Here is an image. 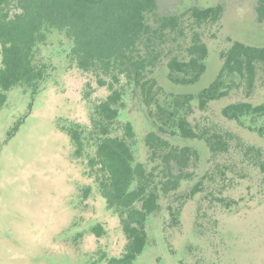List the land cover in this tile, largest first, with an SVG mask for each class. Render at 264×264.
<instances>
[{
  "label": "rangeland",
  "instance_id": "374dc122",
  "mask_svg": "<svg viewBox=\"0 0 264 264\" xmlns=\"http://www.w3.org/2000/svg\"><path fill=\"white\" fill-rule=\"evenodd\" d=\"M257 2L160 0L158 15L150 16L152 23L159 16L181 14L193 6L224 3L225 12L217 23L198 27L189 21L156 39L162 57L148 76L166 94H197L207 88L220 71V53L233 41L264 46ZM195 32L209 48L207 71L195 85L175 86L168 79L167 63L177 56L188 59ZM67 45L57 43L47 49L55 69L40 92L33 95L16 87L7 93L0 109V264H107L108 259L119 258L126 245L119 216L107 208L90 176L88 155L94 149L77 157L68 133L76 125L90 127L94 103L105 99L109 91L98 88L93 76L68 68ZM1 50L0 45V65ZM121 85L126 106L120 118L134 124L137 159L152 170L157 162L150 160L145 146V137L153 129L149 109L139 89L128 86L124 78ZM240 101L264 102L263 72L250 95L242 86L206 111L193 102V125L217 126L241 138L238 145L232 142L228 153L214 157L203 141L168 137L175 145L197 148L200 160L190 167L194 177L182 182L178 196L164 199L161 212L150 218L149 243L134 264H264V177L251 155H246V147L264 149V138L221 116L223 103ZM151 110L154 116L155 107ZM199 181L203 182L200 192L190 197ZM177 210L179 224L173 223L171 215Z\"/></svg>",
  "mask_w": 264,
  "mask_h": 264
},
{
  "label": "trees",
  "instance_id": "16d2710c",
  "mask_svg": "<svg viewBox=\"0 0 264 264\" xmlns=\"http://www.w3.org/2000/svg\"><path fill=\"white\" fill-rule=\"evenodd\" d=\"M159 1L0 0V109L6 104L7 93L16 87L33 95L42 90L55 69L47 58V49L57 43H68V68L93 76L98 88L109 91L105 99L94 103L89 128H68L77 157H84L88 148L94 149L88 155L90 176L98 184L107 208L119 216L126 236L122 255L108 259L107 264H134L149 243L150 218L161 212L164 199L177 195L182 182L194 177L189 169L199 162V151L175 145L168 137L203 141L214 157L228 153L233 141L240 144L241 138L233 132L193 125V102L206 111L211 103L226 100L242 86L250 95L259 74L264 73V46L233 41L220 53V71L207 88L197 94H166L158 81L148 76L149 72L154 74L162 57L155 40L189 21L198 27L217 23L225 5L193 6L181 14L159 16L152 23L150 16L158 15ZM255 13L263 24L264 0H258ZM187 53L188 59L177 56L167 63L168 79L175 86L195 85L207 71L209 48L199 32L194 33ZM122 78L128 86L140 90L143 104L149 109L146 112L153 129L145 137V146L150 160L157 162L152 170L137 159L134 124L120 118L126 106ZM221 116L264 138V102L223 103ZM261 147H246V155H251L264 177ZM202 184L196 183L190 197L200 192ZM171 215L173 223L179 224L180 210Z\"/></svg>",
  "mask_w": 264,
  "mask_h": 264
}]
</instances>
